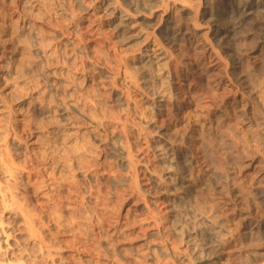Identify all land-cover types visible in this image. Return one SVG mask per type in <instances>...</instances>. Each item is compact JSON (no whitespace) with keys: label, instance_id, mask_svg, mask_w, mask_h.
Instances as JSON below:
<instances>
[{"label":"rangeland","instance_id":"rangeland-1","mask_svg":"<svg viewBox=\"0 0 264 264\" xmlns=\"http://www.w3.org/2000/svg\"><path fill=\"white\" fill-rule=\"evenodd\" d=\"M1 180L29 264L263 263L264 0H0Z\"/></svg>","mask_w":264,"mask_h":264},{"label":"bare ground","instance_id":"bare-ground-1","mask_svg":"<svg viewBox=\"0 0 264 264\" xmlns=\"http://www.w3.org/2000/svg\"><path fill=\"white\" fill-rule=\"evenodd\" d=\"M219 33V32H218ZM202 89V88H201ZM204 97V96H203ZM195 106V105H194ZM203 128V127H202ZM55 151V150H54ZM42 157V156H41ZM45 169V168H44ZM8 170V169H7ZM46 170V169H45ZM6 173L12 174L10 177L13 176V168L9 167V171ZM53 175V174H52ZM50 177V176H49ZM51 178V177H50ZM15 179V178H14ZM50 183V182H49ZM43 184V183H42ZM37 185V184H36ZM47 185V184H46ZM12 187L10 184L4 185L2 180L0 181V264H29V260L26 258V252L22 241L20 239H14L12 233H8L4 227L3 215L7 213H11L15 204L16 196L11 191ZM33 192V191H32ZM37 196V195H36ZM18 205V203L16 204ZM15 205V206H16ZM19 206V205H18ZM21 212V211H20ZM14 213V211H13ZM9 216V215H8ZM14 216V215H12ZM23 216V215H22ZM5 217V216H4ZM25 217V216H24ZM28 217V216H27ZM31 219V218H30ZM12 220V219H11ZM10 222V221H9ZM28 222V221H27ZM35 222V221H34ZM251 223V222H250ZM257 225V224H256ZM260 226V225H259ZM261 228V227H260ZM254 229V228H253ZM256 231V230H255ZM26 236H28V243L34 242L37 238L35 230L33 231L32 227H28L25 230ZM259 232V231H258ZM250 233V232H249ZM263 233V232H262ZM252 234V233H250ZM261 234V233H260ZM252 235H255L253 232ZM24 236V234H23ZM259 237V236H258ZM41 238V237H40ZM27 239V238H26ZM256 240V239H255ZM46 241V240H44ZM27 243V244H28ZM38 243V241H36ZM41 245L44 244L43 240L40 242ZM32 244V243H31ZM34 244V243H33ZM40 246V245H39ZM42 247V246H41ZM27 251V250H26ZM42 254V252H41ZM30 256V255H29ZM32 257V256H31ZM33 258V257H32ZM31 261V260H30ZM31 263V262H30ZM259 264V263H258ZM261 264H264L261 263Z\"/></svg>","mask_w":264,"mask_h":264}]
</instances>
